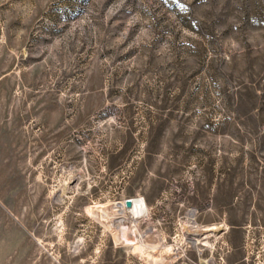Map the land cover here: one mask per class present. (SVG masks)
Returning a JSON list of instances; mask_svg holds the SVG:
<instances>
[{
    "label": "rangeland",
    "instance_id": "obj_1",
    "mask_svg": "<svg viewBox=\"0 0 264 264\" xmlns=\"http://www.w3.org/2000/svg\"><path fill=\"white\" fill-rule=\"evenodd\" d=\"M125 198L144 256L97 219ZM217 223L195 262L264 264V0H0V264H175Z\"/></svg>",
    "mask_w": 264,
    "mask_h": 264
},
{
    "label": "bare ground",
    "instance_id": "obj_2",
    "mask_svg": "<svg viewBox=\"0 0 264 264\" xmlns=\"http://www.w3.org/2000/svg\"><path fill=\"white\" fill-rule=\"evenodd\" d=\"M65 187H63V193L65 192ZM129 200L131 201L130 206H126L125 200L114 203L111 209L106 205L99 206L100 216L97 219L105 229L112 232L111 237L115 244H120L121 247L127 249L132 248L136 253L144 256L148 251L153 250L158 243L157 234L144 232V230L141 231L139 228L140 220L150 218V213L144 200L141 198H131ZM62 225L63 223L61 222L60 227ZM223 228L227 229V226L223 225ZM211 229L217 228L213 227ZM60 232H62L61 228ZM80 242L81 239L77 241V245ZM160 256L162 257L161 253ZM201 264H208V261H202Z\"/></svg>",
    "mask_w": 264,
    "mask_h": 264
},
{
    "label": "flooded vegetation",
    "instance_id": "obj_3",
    "mask_svg": "<svg viewBox=\"0 0 264 264\" xmlns=\"http://www.w3.org/2000/svg\"><path fill=\"white\" fill-rule=\"evenodd\" d=\"M189 216L191 217V227L198 228L197 224L193 223V213L194 210L190 209ZM201 232L199 231H188L186 226L181 227L180 231L185 232V236L181 234V238L178 234H173V248L178 250L182 255L178 257L173 263L176 264L178 260H180L183 255L189 254L190 258L187 257L188 263L191 264H200L201 261H209V260H199V262H195L194 259H200L201 256L204 255H216L217 259H220V253L223 252V248L220 246V239L222 237L221 232H224L226 229L223 228V225L220 223L211 224L209 226L201 225ZM217 229H211V228ZM176 230V229H175ZM199 246L202 248L199 249ZM210 253V254H209ZM196 257V258H195ZM214 257V256H213ZM215 259V258H213Z\"/></svg>",
    "mask_w": 264,
    "mask_h": 264
},
{
    "label": "water",
    "instance_id": "obj_4",
    "mask_svg": "<svg viewBox=\"0 0 264 264\" xmlns=\"http://www.w3.org/2000/svg\"><path fill=\"white\" fill-rule=\"evenodd\" d=\"M126 206H130L131 205V201L128 199V200H126Z\"/></svg>",
    "mask_w": 264,
    "mask_h": 264
},
{
    "label": "built area",
    "instance_id": "obj_5",
    "mask_svg": "<svg viewBox=\"0 0 264 264\" xmlns=\"http://www.w3.org/2000/svg\"><path fill=\"white\" fill-rule=\"evenodd\" d=\"M129 199V198H128ZM127 198H125V199H123V200H125V202H126V200H128ZM123 200H121V201H123Z\"/></svg>",
    "mask_w": 264,
    "mask_h": 264
}]
</instances>
